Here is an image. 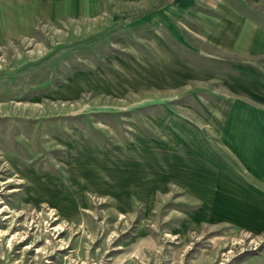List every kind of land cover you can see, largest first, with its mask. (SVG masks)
Instances as JSON below:
<instances>
[{
    "label": "rangeland",
    "instance_id": "1",
    "mask_svg": "<svg viewBox=\"0 0 264 264\" xmlns=\"http://www.w3.org/2000/svg\"><path fill=\"white\" fill-rule=\"evenodd\" d=\"M227 3L0 38V264H264V232L185 188L181 134L211 129L217 96L264 100V29Z\"/></svg>",
    "mask_w": 264,
    "mask_h": 264
},
{
    "label": "crops",
    "instance_id": "2",
    "mask_svg": "<svg viewBox=\"0 0 264 264\" xmlns=\"http://www.w3.org/2000/svg\"><path fill=\"white\" fill-rule=\"evenodd\" d=\"M249 1L254 20H248L253 31L264 29V0H0V38L8 35H30L36 24L50 25L65 18L121 16L127 22V9L236 2L229 4L230 14H240V5ZM124 17L123 19H121ZM113 18V22H114ZM241 20V19H240ZM238 21V38L245 19ZM256 21L260 25H256ZM255 33L254 45L264 47V32ZM258 37L261 38L258 43ZM261 46V47H262ZM259 51L260 49H256ZM264 54V48L261 49ZM264 67V55L259 60ZM264 96L258 94V97ZM250 95L217 96L212 105L211 129L200 128L195 134H181V152L190 151L196 163L194 193L200 202H210L207 209L216 210L221 221L234 224L238 230L264 232V100H250ZM219 98V99H218ZM183 132V131H182ZM186 137V140H185ZM211 137V139H210ZM185 170V169H184ZM193 175V176H192ZM194 195V196H196ZM185 196H188L186 194ZM190 197V196H188ZM205 206V205H204ZM210 206V208H209ZM226 218V219H225Z\"/></svg>",
    "mask_w": 264,
    "mask_h": 264
}]
</instances>
